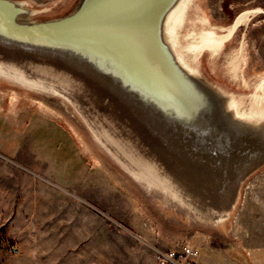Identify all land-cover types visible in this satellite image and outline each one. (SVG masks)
Instances as JSON below:
<instances>
[{
    "label": "rangeland",
    "instance_id": "obj_1",
    "mask_svg": "<svg viewBox=\"0 0 264 264\" xmlns=\"http://www.w3.org/2000/svg\"><path fill=\"white\" fill-rule=\"evenodd\" d=\"M27 1L40 18L77 2ZM260 10L256 0H194L179 35L181 48L198 51L204 39L220 43L231 31L224 12L235 20L248 11L240 36L196 61L205 52L214 78L240 87L238 106L248 115L264 109V67L249 53ZM36 91L0 75V264H159L160 250L180 244L198 250L199 264H264V165L229 219L202 221L131 175L69 103Z\"/></svg>",
    "mask_w": 264,
    "mask_h": 264
},
{
    "label": "water",
    "instance_id": "obj_2",
    "mask_svg": "<svg viewBox=\"0 0 264 264\" xmlns=\"http://www.w3.org/2000/svg\"><path fill=\"white\" fill-rule=\"evenodd\" d=\"M193 1L77 0L40 18L27 0H0V67L74 96L176 206L218 223L264 165V118L240 115L230 93L178 58Z\"/></svg>",
    "mask_w": 264,
    "mask_h": 264
},
{
    "label": "bare ground",
    "instance_id": "obj_3",
    "mask_svg": "<svg viewBox=\"0 0 264 264\" xmlns=\"http://www.w3.org/2000/svg\"><path fill=\"white\" fill-rule=\"evenodd\" d=\"M248 14V11H243L241 14H239L235 20L233 21V26L231 28V31L228 33L227 36L223 37V41L220 43L217 42H210L207 40H203L202 45L200 46L199 50L196 51L192 48H181L180 46L177 48L176 54L178 55V58L181 60V62L192 68H196V61L199 56V52L210 50V51H217L224 42H228L229 38L231 37L232 33L235 32L237 27L240 25L242 18L245 17ZM0 75L8 76L13 78L14 80L18 81L19 83L26 85L30 87L31 89H34L35 91L38 90L39 92H42L49 96H55L60 98L62 101H65L66 103H69L75 113L80 117L81 121L86 125L89 132L93 135V137L98 141L100 144H102L112 155L116 157V159L120 162V164L130 172L131 175H133L139 182L142 184L144 183L148 189H151L152 191L159 193L163 198L166 200H169L170 202H175L171 195L165 191L164 189H161L154 185L145 174H142L129 160H126V158L117 150L113 144L111 145L109 141L105 138L102 131H100V128L98 125L95 124L93 119L87 114L86 110L83 108V106L80 105L79 102L72 96L71 94L64 92L60 88H57L53 85L46 84L44 82H41L39 80L32 79L30 77H27L25 75H18L15 73H12L8 69H4L0 67ZM37 92V91H36ZM240 112V115L247 116L248 114L243 112L242 110L238 111ZM249 117V115L247 116ZM174 198V197H173ZM175 199V198H174ZM178 204V203H177Z\"/></svg>",
    "mask_w": 264,
    "mask_h": 264
},
{
    "label": "flooded vegetation",
    "instance_id": "obj_4",
    "mask_svg": "<svg viewBox=\"0 0 264 264\" xmlns=\"http://www.w3.org/2000/svg\"><path fill=\"white\" fill-rule=\"evenodd\" d=\"M254 2V1H252ZM257 3H264V0H256ZM259 14L262 19L258 20L257 22L252 24V29L250 31V37L252 38V44H251V48H250V62L253 63H257L256 67H264V10H260ZM224 16L223 19H226L227 24L233 22L234 20V14L230 13V12H224ZM258 16V14L253 15L248 21H247V26H249V22L252 19H255ZM217 22V20H215ZM214 28L216 29V31H221L222 29L220 28V25H215ZM241 29V26L237 27V29L235 30V32L232 33L231 37H233V35H237L240 36L241 33L237 32ZM226 30V28H225ZM245 34V33H244ZM204 37V36H201ZM220 38V37H218ZM230 40V39H229ZM228 40V41H229ZM202 41V39L198 40L196 43ZM225 44V43H224ZM223 44V45H224ZM222 45V46H223ZM221 49V48H220ZM219 49V50H220ZM208 52V51H206ZM205 53V52H204ZM203 53V55L199 58L198 64H197V69H199L201 72H203L205 75H207L211 80L215 81L216 83H218V85H220L224 90H226V92L230 93L232 95L233 98L236 99V101H239V93L241 92L240 87L237 85H233L232 83H220L219 81H217L214 76L212 75L213 72L210 71V69H208V66L206 64L205 61V54ZM239 109H241V107H239ZM253 113L251 115H249V117H253V118H264V109L260 110V111H256V110H251ZM248 114V113H247ZM250 114V113H249ZM248 116V115H247Z\"/></svg>",
    "mask_w": 264,
    "mask_h": 264
},
{
    "label": "built area",
    "instance_id": "obj_5",
    "mask_svg": "<svg viewBox=\"0 0 264 264\" xmlns=\"http://www.w3.org/2000/svg\"><path fill=\"white\" fill-rule=\"evenodd\" d=\"M198 250L191 245L180 244L174 248L162 249L157 255L159 264H199Z\"/></svg>",
    "mask_w": 264,
    "mask_h": 264
},
{
    "label": "crops",
    "instance_id": "obj_6",
    "mask_svg": "<svg viewBox=\"0 0 264 264\" xmlns=\"http://www.w3.org/2000/svg\"><path fill=\"white\" fill-rule=\"evenodd\" d=\"M15 152H17V149L16 148H11L9 151H7V153L9 154V153H11V154H14ZM29 163V162H28ZM30 164V163H29ZM31 165L33 166L34 164L33 163H31ZM30 165V166H31Z\"/></svg>",
    "mask_w": 264,
    "mask_h": 264
}]
</instances>
